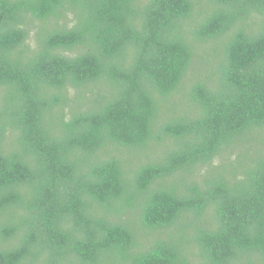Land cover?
<instances>
[{
  "label": "trees",
  "instance_id": "1",
  "mask_svg": "<svg viewBox=\"0 0 264 264\" xmlns=\"http://www.w3.org/2000/svg\"><path fill=\"white\" fill-rule=\"evenodd\" d=\"M0 264H264V0H0Z\"/></svg>",
  "mask_w": 264,
  "mask_h": 264
},
{
  "label": "rangeland",
  "instance_id": "2",
  "mask_svg": "<svg viewBox=\"0 0 264 264\" xmlns=\"http://www.w3.org/2000/svg\"><path fill=\"white\" fill-rule=\"evenodd\" d=\"M203 62H204V64H206V59L205 60H203ZM199 70L200 71H203V72H206L205 70H206V67L204 66V67H199Z\"/></svg>",
  "mask_w": 264,
  "mask_h": 264
}]
</instances>
